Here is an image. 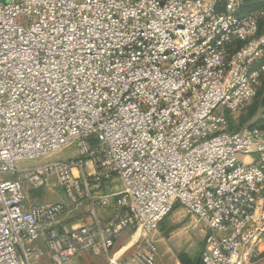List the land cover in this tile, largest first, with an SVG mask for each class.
Segmentation results:
<instances>
[{
	"label": "built area",
	"instance_id": "2783aa9c",
	"mask_svg": "<svg viewBox=\"0 0 264 264\" xmlns=\"http://www.w3.org/2000/svg\"><path fill=\"white\" fill-rule=\"evenodd\" d=\"M241 8L0 0V264L87 251L156 264L155 233L178 202L207 226L204 264H264V132L232 131L227 117L264 73V7ZM116 178L122 189L101 193ZM27 185L62 186L67 199L29 201ZM85 199L90 217L63 222ZM126 229L144 237L127 255L115 250Z\"/></svg>",
	"mask_w": 264,
	"mask_h": 264
},
{
	"label": "rangeland",
	"instance_id": "374dc122",
	"mask_svg": "<svg viewBox=\"0 0 264 264\" xmlns=\"http://www.w3.org/2000/svg\"><path fill=\"white\" fill-rule=\"evenodd\" d=\"M252 5V4H251ZM245 0H242L241 13H247L254 9ZM251 6V7H248ZM264 29V26H263ZM264 64V57L260 59L259 65ZM257 105V111L254 115L250 116L251 105ZM230 127L229 129L238 131L245 128H251L254 126H264V73L262 84L259 88L258 95L254 97L247 107L235 113L229 114ZM77 154L75 146L65 148L58 153L54 154L50 160L53 159H67ZM43 163V160L30 162L29 165L33 166L36 164ZM111 182L113 188L110 190V182L105 185L101 193H113L122 189V182L119 178L114 179ZM26 191L28 193V200L32 202L44 203V202H55L65 201L67 199L65 191L62 186H48L42 188H35L34 186L27 185ZM90 202L88 199L82 201V203L74 210L67 213L65 216L68 220L88 218L91 215L89 210ZM114 206L104 209L98 207V213L101 217L108 218L113 214ZM100 210H106L105 213ZM207 226L204 222L199 220L193 213H191L183 204L180 202L176 203L174 209L165 216L159 224V227L155 233V239L158 241L157 246L159 249L158 259L156 264H186L189 260L196 259L202 256V252L205 247ZM136 235V237H135ZM135 237V239H134ZM138 239V241H136ZM131 240H134L131 244L127 253L131 254L137 249V245L140 241L144 240V237L140 235V232L135 230L126 229L117 241L115 249H121L129 245ZM46 248V245L44 249ZM261 251L262 256L264 248ZM104 256V255H100ZM87 264H95L92 262V256H89ZM75 259V258H74ZM73 259V260H74ZM100 260L101 258L98 257ZM96 261H98L96 259ZM86 264V263H85Z\"/></svg>",
	"mask_w": 264,
	"mask_h": 264
},
{
	"label": "crops",
	"instance_id": "0c3cea01",
	"mask_svg": "<svg viewBox=\"0 0 264 264\" xmlns=\"http://www.w3.org/2000/svg\"><path fill=\"white\" fill-rule=\"evenodd\" d=\"M115 181V180H114ZM113 182V181H112ZM116 188L115 186H112V184H111V182H110V190H112L113 188ZM104 209H107V208H104ZM112 210H114V208H111ZM100 212H102V213H105L106 212V210H100ZM81 220V218L80 219H76V220H74V219H70V220H68L67 218H66V216H64L63 217V219H62V221L63 222H67V223H75V222H78V221H80ZM135 237H136V235H135ZM135 237H134V239H135ZM120 239V238H119ZM118 239V240H119ZM133 242H134V240H131V242L129 243V245H127L126 247H124V248H121L120 249V251H123V250H125V249H127L131 244H133ZM38 245L42 248V249H44V247H45V242H44V240H39L38 241ZM44 250H46V248L44 249ZM115 250H119V248L118 249H115ZM128 253H126V255H127ZM92 256V262H94L95 264H109V260H108V258L107 257H105V256H100V255H97V254H94L93 252H91V251H87V252H84L83 254H81L80 256H78V257H76L74 260H72L70 263H68V264H87V261H89V256ZM98 257L99 258H101L100 260L98 259ZM96 259L98 260V261H96ZM40 264H52V261H51V259H50V257L49 256H45L44 258H43V260L40 262Z\"/></svg>",
	"mask_w": 264,
	"mask_h": 264
},
{
	"label": "trees",
	"instance_id": "16d2710c",
	"mask_svg": "<svg viewBox=\"0 0 264 264\" xmlns=\"http://www.w3.org/2000/svg\"><path fill=\"white\" fill-rule=\"evenodd\" d=\"M246 3H249V5H251L252 7H255L254 9L256 8H259V7H264V0H245ZM251 6H248V7H251ZM263 26H264V19L260 21V29H259V33H263L264 32V29H263ZM260 88V87H259ZM258 92H259V89H258ZM258 92L256 94V96L258 95ZM255 96V97H256ZM257 105H251L250 107V116L254 115L257 111ZM228 117V120H229V127H230V118H229V114L227 115ZM264 121V119H263ZM254 127H257L259 128L260 130H262L264 132V126H254ZM253 128V127H251ZM232 130V129H230ZM232 131H235V130H232ZM263 255H264V252H263ZM186 264H204L203 260H202V256L201 257H197L196 259H193V260H189L188 262H186Z\"/></svg>",
	"mask_w": 264,
	"mask_h": 264
}]
</instances>
